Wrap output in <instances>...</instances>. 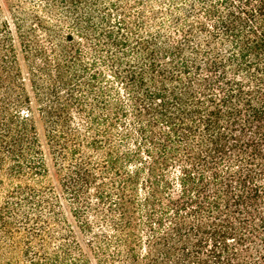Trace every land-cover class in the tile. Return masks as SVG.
<instances>
[{
	"label": "trees",
	"instance_id": "16d2710c",
	"mask_svg": "<svg viewBox=\"0 0 264 264\" xmlns=\"http://www.w3.org/2000/svg\"><path fill=\"white\" fill-rule=\"evenodd\" d=\"M0 264H264V0H0Z\"/></svg>",
	"mask_w": 264,
	"mask_h": 264
}]
</instances>
